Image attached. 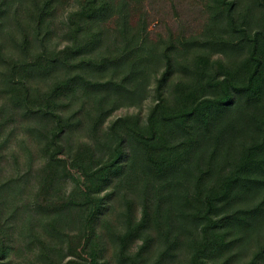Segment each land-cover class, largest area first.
<instances>
[{
	"label": "trees",
	"instance_id": "1",
	"mask_svg": "<svg viewBox=\"0 0 264 264\" xmlns=\"http://www.w3.org/2000/svg\"><path fill=\"white\" fill-rule=\"evenodd\" d=\"M199 1L153 40L136 0H0V264H264V0Z\"/></svg>",
	"mask_w": 264,
	"mask_h": 264
},
{
	"label": "rangeland",
	"instance_id": "2",
	"mask_svg": "<svg viewBox=\"0 0 264 264\" xmlns=\"http://www.w3.org/2000/svg\"><path fill=\"white\" fill-rule=\"evenodd\" d=\"M135 8L137 14H142L147 20L149 37L153 40L157 39L158 36H166L168 32H171L173 35L184 36L197 34L200 32L206 18L203 6L199 0H136ZM152 104L153 96L150 95L140 106H124L115 110L106 123L117 116L127 114L139 113L141 117H145ZM14 131L15 135L7 152L16 153L20 162L19 168L21 169V173L26 170L25 160L29 156V153H31L35 160L33 169L36 170L40 162L37 145L23 132L22 127H14ZM8 160L9 165H7L3 176H8L10 173L12 159L8 157ZM71 174L65 183V191L75 197L80 192L82 179L75 169L71 170ZM111 203L113 204L108 219L113 224H116L119 221L121 204L115 199ZM137 207L139 208V204ZM105 256L108 258L109 264H115L114 258L111 256L110 247ZM244 258H248V255H245Z\"/></svg>",
	"mask_w": 264,
	"mask_h": 264
}]
</instances>
